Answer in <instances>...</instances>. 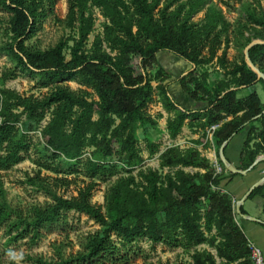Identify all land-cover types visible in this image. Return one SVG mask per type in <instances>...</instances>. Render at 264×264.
Instances as JSON below:
<instances>
[{"label": "trees", "instance_id": "obj_1", "mask_svg": "<svg viewBox=\"0 0 264 264\" xmlns=\"http://www.w3.org/2000/svg\"><path fill=\"white\" fill-rule=\"evenodd\" d=\"M67 2L62 23L72 35L41 50L27 42L55 14L58 0H0L10 14L0 54L15 64L0 74V83L15 79L22 70L42 82V87L71 80L86 88L73 91L57 84L42 98L0 88V173L33 154L30 158L38 170L27 174L24 183L50 199L24 210L13 207L0 177V231L7 243L28 239L36 245L45 229L75 212L100 226L85 238L83 250L65 256L61 245L55 244L56 258L29 256L30 264H130L129 252L141 239L154 246L194 249L192 264H254L249 241L236 221L233 196L222 184L238 176H257L259 181L264 177L258 172L264 161L246 176L231 174L220 160L219 149L244 131L237 168L247 170L264 155V100L256 91L239 97L241 91L258 84L264 88V80L247 66L243 53L253 40H264V10L245 8L244 17L234 26L211 0ZM94 8L105 22L103 33L94 36L88 48L95 27ZM204 9L203 20L194 22ZM231 35L241 51L235 60L227 58ZM163 51L191 66L175 81L205 108L188 111L172 99V78L156 58ZM249 56L264 74V45L252 47ZM214 64L225 72L224 79L210 82L208 72L199 69ZM154 102L170 114L167 133L173 140L188 119L193 120L189 127L201 132L196 144L209 143L208 131L216 126L211 130L212 144L218 149L221 173L198 149L179 146L159 155L158 170H142L145 159L138 131L156 127L157 119L163 118L149 114ZM146 143L150 158L160 153L159 144L149 139ZM187 168L198 171L190 173ZM43 170L55 177L43 176ZM113 178L117 180L109 186L104 206L94 204L100 183ZM76 183H80L76 196L59 194ZM257 196L264 213V185L248 199ZM241 214H246L243 207ZM203 245L216 250L220 263L209 250L198 249Z\"/></svg>", "mask_w": 264, "mask_h": 264}, {"label": "rangeland", "instance_id": "obj_2", "mask_svg": "<svg viewBox=\"0 0 264 264\" xmlns=\"http://www.w3.org/2000/svg\"><path fill=\"white\" fill-rule=\"evenodd\" d=\"M185 1V0H182ZM211 4L219 7L224 12L227 20L231 22L234 26L236 22L241 20L244 17L245 8H251L255 10H264V0H211ZM205 9L202 12H199L194 18V22H201L204 18ZM55 14L50 15L49 18L43 23L42 27L37 32L36 36L27 42L32 48H39L41 50H48L54 47L58 41L63 37H68L72 35L70 30L66 29L65 25L62 23L65 20L68 13V2L67 0H58V3L54 9ZM93 17L95 19L94 32L90 36L88 48H90L91 43L94 39V36L97 34L103 33V23L105 19L101 15V11L97 8L92 10ZM10 14L0 6V45L7 40L6 30L8 28V21ZM224 47V45H223ZM167 52V51H166ZM169 53V52H167ZM222 53V50L219 52V55ZM244 53V52H243ZM171 54V53H169ZM240 47L237 46L236 40L231 35V43L229 49H227V58L229 60H235L240 58ZM173 56V54H171ZM69 58V57H68ZM175 58L185 64L188 70L191 66L186 63L181 58L175 56ZM15 64L6 54H0V74L6 70L13 68ZM153 72L154 70H149ZM200 72H208L210 82L219 81L224 79L225 72L219 70L218 67L214 64L211 66H205L199 69ZM174 78L170 83L172 87V95L176 96L178 91H182L180 84L175 81ZM174 80V81H173ZM42 82L38 79H35L32 75L22 70H18V76L9 80L6 83H0V88H9L15 90L21 95L42 98L51 90H53L57 84L63 86H69L73 91H79L81 89H86L82 87L75 81H63L57 84H49L47 87H42ZM153 86L156 87L157 83L153 82ZM258 92L261 98L264 100V88L261 84H258L249 89H245L240 92L239 97H245L252 92ZM91 92V90H90ZM183 92V91H182ZM157 98V97H156ZM177 99V98H176ZM157 102L152 103L148 107V112L152 117L157 118L158 112L156 110ZM184 105L185 104H181ZM49 120V117L43 123L44 125ZM157 126L147 128H141L138 131L139 143L142 149V154L145 159L142 170L147 171L149 169L160 168L159 154H156L154 157L150 158L146 146V140L152 139L159 143V150L164 151L167 147H172L175 143L172 142L167 134L164 133L162 129L154 128H164L165 119H157ZM39 136V134H38ZM245 139V132L240 133L239 136L235 137L227 151L229 157L230 155H239L241 152L243 142ZM189 139L185 137L182 139V142H176L182 149H187ZM206 143L201 149L203 157H206L214 165V162H218V153L214 144L210 141ZM220 150V149H219ZM31 156L35 157L33 154ZM30 155L26 156L25 161L15 166L13 169L1 172L0 177L4 182L5 189L7 191V200L8 202L16 208L27 209L34 204H45L50 202L44 194L37 192L35 189L28 187L25 182V176L27 174L33 175L38 168L33 164ZM264 156V155H262ZM219 163V162H218ZM167 171V169H166ZM187 172L194 173L197 172V169L187 168ZM138 170L134 172L136 175ZM260 175H264V167L258 171ZM43 176H52L55 177L52 173L48 171H42ZM117 178L106 183H100L99 187L94 193L92 202L98 206H104L105 204V195L109 186L115 182ZM80 186V183H76L70 187L69 190H59V194L64 195L65 197L76 196V189ZM262 199L260 197H254L248 199L247 209L251 216L260 217L262 213ZM235 203V202H234ZM238 219L241 221V215H238ZM100 229V226L91 220L88 216L84 214H79L71 212L67 214V218L64 222H61L57 225L52 226L49 229L43 231L44 237L36 244L32 245L28 239L18 242L16 244L7 243L8 238L4 236L3 231H0V264H9L10 262H17L18 264H30L28 257L29 256H43L46 259L56 258V250L54 245H61L63 254L69 256L71 254L75 255L78 252L83 250V244L85 238L95 233ZM199 250L207 249L215 256L218 263L220 259L217 255L215 249L203 245L198 247ZM192 249L191 251H184L182 248H172L163 244L152 245L150 241L146 239H141L135 242L132 246L129 256L131 258L130 264H192Z\"/></svg>", "mask_w": 264, "mask_h": 264}, {"label": "crops", "instance_id": "obj_3", "mask_svg": "<svg viewBox=\"0 0 264 264\" xmlns=\"http://www.w3.org/2000/svg\"><path fill=\"white\" fill-rule=\"evenodd\" d=\"M169 53H167L166 51L159 52L157 54V57H156L158 62L162 65L163 68L166 69V71L168 72V74L171 76L172 79L180 78V77L184 76L190 69L188 70V68L185 64L178 61L175 58L174 54L172 56L171 55L172 53L171 54H169ZM169 91H170V95H171L172 99L177 104H179L182 108H184L185 110L196 111V110H200V109H203L206 107V104H198L194 100L190 99L188 97V95L183 90H182L183 92L178 91L176 96L172 95V87H169ZM182 103L185 104V107H184V105H181ZM155 104H156V110H157L158 114L163 115L162 119H165V122H164V128L158 127V128H154V129H158V130L162 129L164 131V133L168 135V133H167V119L170 116V114L167 113L163 109L162 104L160 102H157ZM191 121H193V120L188 119L186 121V125L183 127L182 133L176 139L173 140L170 137L169 138L172 142L178 143V142H182V139L185 137L186 139H189V142L186 141L189 144L187 148H196L201 152V149L207 143V140H206V142H203L201 144H196V142L199 141V139L201 137V132L197 131L196 129H191L189 127L188 124ZM207 135H208V140L212 143V135H210L209 133ZM149 140L155 144H159V143H157V141H153L152 139H149ZM229 143H228V148L226 150V157L232 164H234L237 167L240 152H239V155L236 157H234V156L237 155V152L235 155L231 154L230 155L231 157H229V155L227 153L229 146L231 144V143L230 144ZM180 148H182V147L180 146ZM162 152L163 151H161L160 154ZM257 180H258L257 176H252L249 178H244V177H239V176L234 177V178H228L227 180H225L223 182L222 189L224 191L230 193L233 196L234 202L236 204L241 198H243V196L248 192V190L251 188V186H253V184L256 183ZM247 201H248V199L245 200L244 204L242 205V207L246 211V214H244L246 216V218L242 216L243 214H238L236 212L238 215H241V221L238 219V215L236 217V221H237L238 225L241 227V229L243 230L248 241L251 243H254L257 247H259L261 249V251L263 253V257H264V213L262 210V213H263L262 216H260V217L259 216L258 217L251 216V214L249 213L247 206H246ZM234 208H235V206H234ZM235 211H236V209H235ZM251 218L257 219L258 221L257 222L253 221Z\"/></svg>", "mask_w": 264, "mask_h": 264}, {"label": "water", "instance_id": "obj_4", "mask_svg": "<svg viewBox=\"0 0 264 264\" xmlns=\"http://www.w3.org/2000/svg\"><path fill=\"white\" fill-rule=\"evenodd\" d=\"M256 45H264V40H260V39H255L253 40L244 50V57H245V61L247 66L254 72L257 74L258 79H263L264 80V74L259 70V68L257 66L254 65V63L251 61L250 56H249V51L252 47L256 46ZM232 138H230L229 140H227L226 142H224L222 144V146L220 147L219 150V157L220 160L222 161L223 165L225 166V169L227 172L231 173V174H238L241 176H246L248 175V173L256 166L258 165L260 162L264 161V156H260L258 157L255 162L247 169V170H241L239 168H237L234 164H232L226 157L225 155V148L228 145V143L230 142ZM264 185V177L261 178L259 181H257L255 184H253V186H251V188L248 190V192L243 196V198H241L236 204H235V209L236 212L238 214H241V207L244 204L245 200L248 199V197L251 195V193L258 187ZM243 217L246 218L245 215H242ZM253 221H258L257 219L251 218Z\"/></svg>", "mask_w": 264, "mask_h": 264}, {"label": "built area", "instance_id": "obj_5", "mask_svg": "<svg viewBox=\"0 0 264 264\" xmlns=\"http://www.w3.org/2000/svg\"><path fill=\"white\" fill-rule=\"evenodd\" d=\"M215 128H216V126L212 127L208 131V133L210 135H212L211 134V130H214ZM172 146H179V145L177 143H175ZM214 166L217 168V172L218 173L222 172V168H221V166L219 165L218 162L215 161L214 162ZM248 246L251 249V257H252V260L254 261V264H264V257H263V253H262L261 249L259 247H257L254 243H251V242H249Z\"/></svg>", "mask_w": 264, "mask_h": 264}]
</instances>
